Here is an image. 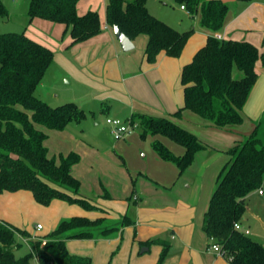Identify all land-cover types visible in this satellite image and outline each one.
Returning <instances> with one entry per match:
<instances>
[{"label":"crops","instance_id":"1","mask_svg":"<svg viewBox=\"0 0 264 264\" xmlns=\"http://www.w3.org/2000/svg\"><path fill=\"white\" fill-rule=\"evenodd\" d=\"M95 1L79 0L77 9L80 14L97 10L102 23L101 32L71 45L72 36L64 23L40 17L29 20L30 27L45 28L46 35L37 34L36 29H32L33 32L27 30L26 34L54 50V61L38 85L36 95L48 103H56L59 99L74 101L66 94V89H59V80L68 76L67 83L74 84L86 101L106 104L105 108H100L108 113L107 116L115 114L123 120L135 113L168 116L196 134L207 146L198 150L192 163L180 172L173 161L158 155L152 142L162 141L176 155L183 154L185 148L162 134L150 136L151 147L142 153L146 158L143 160L121 150L125 145L122 142L114 143L112 147L95 146L85 138L77 137L70 130L73 122L57 131L43 129L48 134L44 144L49 155H66L70 151L80 154L72 172L80 179V194L91 199L97 207L87 209L78 204L82 207L79 208L72 205L77 203L62 199L43 205L36 201L30 190H5L0 193V219L26 228L33 215H45L48 216L49 230H52L65 215L105 216L119 225L113 234L66 241L71 253L90 256L93 264H108L109 261L113 264H157L163 245L159 242L142 243L154 238L169 243L162 264H231L228 257L211 248L202 221L216 176L231 156L227 150L249 135L257 121L260 126L264 120V64L260 59L256 63L258 78L242 108L244 119L241 123L217 127L190 109H184L180 115L173 113L184 104L182 68L205 44L208 35L248 40L260 52L263 51L264 0H223L229 7L224 25L217 32L203 27L197 22V13L191 14L175 0L171 8L167 6L169 0H160L158 6L154 0L161 19L174 27L173 21L182 25L184 16L178 14L185 10L193 33L179 56L161 50L153 62L147 59L144 48L138 54L123 51L113 27L106 20L108 0L101 8ZM150 2L152 0L147 1V7L152 12ZM136 39L133 40L135 45ZM144 41L146 44L147 40ZM91 111L94 116L95 111ZM128 137H131L130 132L124 140ZM259 189L246 196L247 210L241 224L250 230L252 238L264 245L263 202L255 209L250 204L252 193L264 194V189L262 192ZM124 216L127 221L122 223ZM41 224L40 229H43L44 224ZM41 235L36 233L33 236ZM145 246L148 249L142 251Z\"/></svg>","mask_w":264,"mask_h":264},{"label":"trees","instance_id":"2","mask_svg":"<svg viewBox=\"0 0 264 264\" xmlns=\"http://www.w3.org/2000/svg\"><path fill=\"white\" fill-rule=\"evenodd\" d=\"M148 0H108L106 20L117 25L134 40L147 35L145 54L150 62L165 50L168 55L182 53L193 28L179 30L151 13ZM184 4L191 14L200 13V23L212 32L219 31L225 22L228 3L223 0H175ZM248 1V0H243ZM79 0H29L28 15L64 23L69 30L71 44L86 40L102 30L99 12L90 9L80 14ZM8 15V8L0 0V16ZM264 44V38H263ZM264 64V49L248 40L218 38L210 34L192 60L182 68L184 104L173 115L184 109L196 112L217 127L241 123L242 108L258 78L256 63ZM54 61V50L22 32L0 33V193L9 190L32 191L37 202L49 205L54 199L77 203L84 208L97 206L80 194V179L72 172L80 154L70 151L58 156L49 155L44 144L48 134L38 125L63 129L71 122H80L87 113L75 101L51 105L36 95L48 68ZM235 69L242 75L236 77ZM132 126H140L142 137L162 134L184 146L176 155L162 141L152 146L158 155L173 161L180 172L193 161L195 153L207 145L196 134L168 116L135 113L127 119ZM264 121V120H263ZM227 152L231 155L221 167L215 187L204 212L202 228L221 245L231 264H264V245L249 234L234 227L242 221L247 210L246 196L261 188L264 181V131L255 129ZM123 217L122 223L126 222ZM121 222V221H120ZM119 229L105 216L90 218L73 215L63 218L50 232L32 237L22 228L0 219V264H93L90 256L71 253L66 246L70 238L107 237ZM27 236L30 249L18 256L16 249ZM42 238L46 243L42 245ZM163 245L157 264H162L169 243L154 238L145 245ZM108 264H113L111 261Z\"/></svg>","mask_w":264,"mask_h":264},{"label":"rangeland","instance_id":"3","mask_svg":"<svg viewBox=\"0 0 264 264\" xmlns=\"http://www.w3.org/2000/svg\"><path fill=\"white\" fill-rule=\"evenodd\" d=\"M2 1L4 2V4L8 8V15L0 16V33L10 32V31H15V32L25 31V33H27V30L30 32L32 29H36L37 31H35V32L41 36L46 33L45 28H42L41 26L40 27H38V25H35L32 27L29 26V20H30V17L28 15L29 0H2ZM106 1L107 0H96L95 3L98 5V8H101L102 4L104 5L105 4L104 2H106ZM159 3H160V0H157L156 5L158 6ZM173 3H174V0H169V4L167 6L169 8H171L172 7L171 4H173ZM173 5H175V4H173ZM150 6H151L150 8L152 11L151 13L156 15L154 12L157 13L158 11H157V8L155 9V7H154V0H152V2H150ZM157 14H158V15H156L157 17L162 18L159 13H157ZM174 14H172L173 17H174ZM178 15L184 16V20L182 21V25H179L178 23H175L176 21H173L174 24H176L175 28H177V29L178 28H180V29L184 28L185 30L187 28L189 29L190 28L189 27L190 22L187 19L186 11L182 10V12L181 13L179 12ZM196 16H198L197 22H200V13L197 12ZM32 32H33V30H32ZM144 40H147V35L146 34H140L139 36H137L135 47L133 49H131L129 51H125V52H131L134 54L141 53L143 48L145 50V47H144L145 41ZM234 75L236 77H240L242 75V73L239 70L235 69ZM68 78L69 77L66 76L63 80L62 79L59 80V89L60 90L66 89L67 90L66 94L69 95V98H73L74 101L76 100L75 102L80 107L85 109V111L87 113V116L83 120H81L80 122H73L70 124V130L72 131V133L79 138H82V137L85 138L88 142L94 144L95 146H100V144H102V146H111L112 147L114 143H119V142L121 143L122 142L125 145H124V147H122L121 150H124V152L130 153L131 155H133V157H135L137 159L145 160L146 158H144L142 156V153H145L146 150H148L149 147H151L152 141L150 139L151 138L150 136H153V135L148 134L145 137H142L141 127L138 125L132 126L129 123V121L126 119L125 121L128 124H130V126L132 128L130 131V135L132 138L135 137V140L132 141L131 137H128L125 140H124L125 137L121 138L120 141L118 139L115 140L111 136L112 134L110 133V125L106 120L108 113L106 111L105 112L101 111V108H100V107L105 108L106 104H103V103L96 104V103L91 102L89 100L86 101V98L81 96V94L79 93V89L74 84L67 83ZM54 92L56 93L57 90H54ZM50 96L51 95H49V98H50ZM62 96H63V93L61 94V97ZM67 101H72V99L67 100ZM64 102H66V101L59 99V100H56V103L54 101L53 103H50V104L51 105H58V104H61ZM92 109L95 111L94 116L92 114L93 112L91 111ZM110 116H115V114H112ZM128 119H130V118H128ZM96 122H97V124H96ZM258 123H260V122L257 121L255 124H258ZM38 127L41 129H44V130L57 131V129L51 130V128H48L44 125H38ZM263 131H264V121L259 126V133L262 134ZM52 134H54V133H52ZM142 146H144V148ZM119 152H121V151H119ZM50 153L53 154V151L51 150ZM115 156H118V155L116 154ZM121 158H122V161L125 162V159L123 157H121ZM261 187H263V189H264V184H262ZM250 196H251V200H250L251 203L250 204H251L252 208H254V209L257 208V206H260L261 202H263V205H264V194L260 195L258 193H252ZM72 205H76L77 207L82 208L78 204H72ZM263 208H264V206H263ZM71 212H72V210H71ZM76 214H74V215H76ZM70 216L71 215H65L64 218L65 217L68 218ZM47 218H48V216L35 214L32 216L31 219L29 218L30 221L28 219V222H27L28 225H26L27 227L22 228V229L27 230L31 234L32 237H36V236H33L36 233H38V234L48 233L51 229L49 230L50 227H49V223L47 221ZM39 221L44 224L43 229H37L36 228V224ZM18 238L23 241L22 246L20 248L16 249V254L18 256H20V255L27 253L30 249V246L27 243V239H28L27 236L18 235ZM32 261L34 264H37V260L35 257Z\"/></svg>","mask_w":264,"mask_h":264},{"label":"built area","instance_id":"4","mask_svg":"<svg viewBox=\"0 0 264 264\" xmlns=\"http://www.w3.org/2000/svg\"><path fill=\"white\" fill-rule=\"evenodd\" d=\"M182 8H185V5L182 4L181 5ZM218 38H220V35L217 34L216 35ZM107 122L110 125V132L113 135V137L115 139H121L126 137V135L131 131V126L130 124H128L125 120H123L120 117L117 116H107L106 118ZM260 192L263 191L262 188L259 189ZM37 229L42 228V224L41 223H37L36 224ZM234 227L236 230L244 232L246 234H249L250 230L248 228H245L240 221H236L234 223ZM211 240V248L214 249L215 251H219L220 253H223L221 245L219 243L216 242L214 237H209ZM42 245H44L46 243V238H42L41 240Z\"/></svg>","mask_w":264,"mask_h":264},{"label":"water","instance_id":"5","mask_svg":"<svg viewBox=\"0 0 264 264\" xmlns=\"http://www.w3.org/2000/svg\"><path fill=\"white\" fill-rule=\"evenodd\" d=\"M113 30L124 51H129L135 47L134 41L129 36H127L117 25L113 26ZM146 249H148L147 246L142 247V251Z\"/></svg>","mask_w":264,"mask_h":264}]
</instances>
